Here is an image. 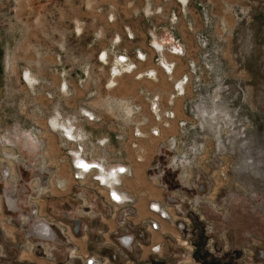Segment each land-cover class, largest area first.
Instances as JSON below:
<instances>
[{"label":"rangeland","instance_id":"374dc122","mask_svg":"<svg viewBox=\"0 0 264 264\" xmlns=\"http://www.w3.org/2000/svg\"><path fill=\"white\" fill-rule=\"evenodd\" d=\"M73 121L80 143L60 131L79 142ZM241 138L244 158L259 152L261 167L242 162ZM77 145L87 146L84 157L98 156L90 160L125 158L132 175L123 187L137 199L161 194L148 178L151 159L161 169L172 156L187 158L164 177L199 199L184 213L188 222L175 219L180 233L163 227L180 234L178 264H264V0H0V172H14L17 156L23 165L35 161L31 176L68 177ZM3 181L13 197V181ZM52 201L40 203L42 217L59 215ZM4 213L27 211L0 210V225ZM10 243L0 236V264L32 262L16 259Z\"/></svg>","mask_w":264,"mask_h":264},{"label":"built area","instance_id":"2783aa9c","mask_svg":"<svg viewBox=\"0 0 264 264\" xmlns=\"http://www.w3.org/2000/svg\"><path fill=\"white\" fill-rule=\"evenodd\" d=\"M241 128L243 129V127ZM151 134L158 135V129H151ZM135 135L138 134L135 133ZM171 138L167 139V143L171 144L169 146L173 148L176 144L174 139ZM239 140L242 162L245 164L250 162L254 165V168L261 167L260 153L256 151L254 158L251 156L244 158V155H247V149H244L247 144L244 139ZM104 142H98V146L103 145ZM79 146H76L77 152L81 151ZM97 157L94 154L92 157L86 155V158L94 159ZM102 158L105 161L114 160V155L102 156L99 157V160H102ZM175 158L172 156L170 162L166 160V164L162 165L161 169L158 168L160 165L159 159L150 160L151 164L148 169L151 171L155 168L156 172L153 174L150 172L148 178L157 182L161 194L159 197H148L146 205L148 214L142 219L135 220L137 212L134 204L137 202V196L123 187L122 177L130 176L132 173L126 164L121 163L112 166L114 175L118 176L119 179L117 183L113 179V174L106 177L103 173H98L96 171L97 166L92 163L82 166L78 162L70 161L69 177L71 182H65L63 178L57 177L52 179L50 175L48 177V175L43 174L33 175L27 180L29 191L21 201L20 206L9 207L6 205L7 209H17L16 212L27 211V213L23 217H15L4 213L0 225V236L2 240L7 237L11 242L10 244L15 248L16 259L32 261L31 263L28 261L29 264H150L149 259L151 257L154 264L155 261H161V257L166 258L165 261L162 260L163 264H178L177 246L180 244L178 240V238H181L180 234L176 238L170 231L163 230L162 222H167L170 227H174L177 233L178 230L180 233L182 224L177 223L175 219L180 220L181 218L183 222H188V214L186 217L184 213L193 211L199 199L196 197L197 195L186 193V189H190V186L184 185V182L178 180L169 185L165 180V170L168 169L167 173L173 171L176 164L180 163H178L179 160L184 162L188 160L182 157V159ZM13 159L16 160L17 156ZM219 175L223 178L226 176L225 174ZM261 176L259 175V177ZM6 177L11 179L13 186H15L17 176L12 175L10 172L8 174L4 169L1 170L0 178L5 179ZM209 183L211 184L210 180ZM183 186L185 192L182 190ZM52 187L61 192V195L67 199L76 201V205L73 207L72 203L69 204L60 210L59 215L47 213L42 217L40 202L51 195L50 189ZM206 195L204 200L207 199L206 202L211 204L208 194ZM182 200L186 201L184 208L181 205ZM70 207L73 208L74 213H72ZM0 210L12 212L4 211L1 206ZM70 213L74 215H69ZM4 223L13 226L18 231L21 230L22 237L16 240L12 233L14 231H6L3 228ZM27 223H29L28 227L25 228ZM136 226H141L143 232L142 234L138 231V237L134 236ZM155 231L162 234L160 240H152V233ZM56 236H59L61 240L63 239V249L55 243ZM142 236L145 242H142ZM89 238L96 241L102 249L88 248ZM169 240L173 243L171 247L167 244ZM182 243L185 244L183 239ZM164 244L167 246L168 252L163 251ZM133 247L138 249L135 255L131 254ZM144 248H146V252H144ZM0 254L5 255L1 251ZM184 254L186 253L181 256H184ZM29 255L36 256L40 261L28 259ZM176 258L177 260L173 261Z\"/></svg>","mask_w":264,"mask_h":264},{"label":"crops","instance_id":"0c3cea01","mask_svg":"<svg viewBox=\"0 0 264 264\" xmlns=\"http://www.w3.org/2000/svg\"><path fill=\"white\" fill-rule=\"evenodd\" d=\"M105 56H106V54L104 53V57H103V59L105 58ZM123 57V56H122ZM105 60V59H104ZM165 61L166 63H169V61L167 60V59H163L162 58V60L161 61ZM116 63H118V61L116 60L115 61ZM120 63V62H119ZM120 65L122 66V68L124 67V66H126V68H127V72H132L134 69H133V67L132 68H130L129 66H128V64L127 63H120ZM125 68V69H126ZM118 69V67L117 68H114L113 70H117ZM132 69V70H131ZM27 73V71H25V74ZM121 74V73H120ZM27 75V74H26ZM115 76H118L117 74H114ZM115 79V78H114ZM114 79H112L111 78V80L109 81V85H111L112 84V81L114 80ZM64 82V81H63ZM66 84V83H65ZM159 113V112H158ZM158 113H157V115H158ZM87 114L89 115H91L92 116V114L91 113H89V112H87ZM73 124H72V126L75 128V126H74V124H75V121H73L72 122ZM77 129V131L79 132V131H81V129L80 128H75L74 129V131L72 130V132H74L75 134H78V132H75V130ZM82 132V131H81ZM84 134V133H83ZM83 137H84V135H83ZM79 142L81 141V139H82V135H79ZM97 144H98V142H97ZM87 149V146L86 147H84L83 146V149H82V146H81V151H79L80 153H84L86 150H84V149ZM78 151V150H77ZM79 155V154H78ZM72 156V155H71ZM96 156V155H95ZM36 157V156H35ZM83 158H84V156H83ZM36 159V158H35ZM85 159H87V160H89V161H92V160H90V159H88V158H85ZM121 158H117V157H115L114 156V160H109V161H105L106 162V164L107 165H110V166H114L115 164H121V163H126V165L128 166V167H130V164H129V162H127L126 160H125V158L124 159H121ZM10 160V159H9ZM37 160V159H36ZM69 160L71 161V157H69ZM74 161V160H73ZM11 162L13 163V165H14V169H15V171L14 172H11L10 171V173L12 174V175H15V176H17V181H16V183H15V186H14V188L12 189L13 191H14V193H11V196H13V197H9V196H7V194L9 193V191H8V188H10V187H8L9 186V184L6 186V182H4L3 180L4 179H1L0 178V191H1V189H3V191H1V193H0V201H1V203H0V206L3 208V210L4 211H12V212H16L17 211V209H7V206H11V207H15V206H20V204H21V201H23V199H24V197H25V195H26V193L29 191V189H28V186H27V184H29V182L27 183V180L30 178V177H32L31 175H32V173H30V171L31 170H33L34 168V166H33V164H34V162L35 161H33L32 162V164H30L29 162H28V160L27 159H25L24 160V162L26 163V165H23L22 163H20V162H13V160H11ZM94 163H97V162H95V161H93ZM32 166V167H31ZM131 168V167H130ZM13 169V170H14ZM106 169V168H105ZM111 171H113V170H111ZM33 172V171H32ZM24 174L25 175H27L26 177L24 176ZM131 175H132V173H131ZM105 176V175H104ZM128 177V176H127ZM69 176L68 177H64L63 179H64V181L65 182H69ZM113 179H115V181H117V183H118V176H116V175H114L113 176ZM122 180H124V176H123V178H122ZM12 184V183H11ZM126 190H128V191H133V190H131V189H129V188H127V187H124ZM51 190V195L50 196H47V197H45V199H44V201L43 202H40V203H42V204H46V203H48L49 205H53L54 203H53V201H52V198L53 197H55V199L56 200H58L59 201V203H58V207H59V209L61 210V209H64L65 207H67L69 204H71L70 202H68V201H66V198L63 196V195H61V192H59V191H52V189H50ZM134 192H136V191H134ZM148 197L149 196H139L138 197V199H137V202H136V204H137V215H136V217H135V220H139V219H142L145 215H147L148 214V210H147V200H148ZM7 205V206H6ZM48 205V206H49ZM57 205H55V207H56ZM24 210H26V209H24ZM164 224H166L165 222H162V227H164V226H166V225H164ZM168 226V225H167ZM169 227V226H168ZM11 227H7V230L9 231V230H11L10 229ZM171 230H173V229H170V227H169V229H168V231H170L171 232ZM173 233V232H172ZM152 237H154L156 240H160L161 239V237H162V234L159 232V231H155V232H153L152 233ZM92 240V241H91ZM90 241L92 242V245L89 247V245L87 246L88 248H90V249H102V248H100L99 246H98V244L91 238L90 239ZM144 250V252L146 251V248H144L143 249ZM29 258L31 259V260H35V261H37V260H39L36 256H34V255H29Z\"/></svg>","mask_w":264,"mask_h":264},{"label":"bare ground","instance_id":"6f19581e","mask_svg":"<svg viewBox=\"0 0 264 264\" xmlns=\"http://www.w3.org/2000/svg\"><path fill=\"white\" fill-rule=\"evenodd\" d=\"M103 57H104V55H103ZM102 57V58H103ZM106 57V56H105ZM105 59V58H104ZM168 60V59H167ZM119 61V60H118ZM166 66H168V63H166L164 60L162 61ZM121 63V62H120ZM127 66V65H126ZM128 68V67H127ZM126 68V69H127ZM125 69V70H126ZM119 68L117 69V70H114V73H119ZM129 111V110H128ZM131 113V112H130ZM86 116V115H85ZM88 116H91L90 114L88 115ZM88 119H89V117H88ZM96 121V120H95ZM52 127H53V129H55V123H53L52 122V125H51ZM57 127V126H56ZM59 127V126H58ZM65 130V131H64ZM64 130H62V129H60V131L63 133V136H64V138H65V140H69V143L70 142H74V143H80V142H77L76 140H75V138L73 139L72 137H71V135L68 133V131H67V129L65 128ZM64 132H66V133H64ZM140 133V132H139ZM78 139H79V137H78V134H77V136H76ZM67 138V139H66ZM68 143V144H69ZM73 143V144H74ZM77 148V147H76ZM70 149V148H69ZM76 150H78V149H76ZM70 153L71 154H73V153H78L77 151H75V152H71V150H70ZM79 155H77V156H75L74 158H73V160L75 161V162H78V164H80V165H82V166H86V164H88L87 162H85L84 160H85V158L86 157H84V158H82L81 159V156H82V154H80V152L78 153ZM102 160L103 161H105V159L104 158H102ZM14 161H16L15 159H14ZM13 161V162H14ZM17 162V161H16ZM98 163H92V161H91V163L93 164V165H96L97 166V168H96V171L98 172V173H106L105 171H104V169H102L103 167H102V164H101V161H97ZM139 162V161H138ZM25 163V162H24ZM25 165H26V163H25ZM111 169V168H110ZM113 170V169H112ZM111 174H113L114 175V172L113 171H111L110 172V174H105V176L106 177H108L107 175H111ZM189 177V176H188ZM123 178V177H122ZM124 181V180H123ZM124 183V182H123ZM198 207V206H197ZM162 229H163V227H162Z\"/></svg>","mask_w":264,"mask_h":264},{"label":"flooded vegetation","instance_id":"af4514ba","mask_svg":"<svg viewBox=\"0 0 264 264\" xmlns=\"http://www.w3.org/2000/svg\"><path fill=\"white\" fill-rule=\"evenodd\" d=\"M91 118H93V116H92ZM72 129H74V128L72 127ZM83 143H84V142H83ZM30 148H31V147H30ZM35 148H36V147H35ZM82 148H83V146H82ZM32 151L34 152V151H36V149H32L30 152H32ZM80 154H82V153H80ZM75 155L77 156L78 154L76 153ZM74 157H75V156H72V158H74ZM81 157H83V155H82ZM85 160L88 161V162H90V161L87 160V159H85ZM17 161H18V160H17ZM86 161H85V162H86ZM92 161H95V160H92ZM98 161H99V160H98ZM102 161H103V160H102ZM18 162H19V161H18ZM95 162H97V161H95ZM97 163H98V162H97ZM101 164H102V167H103L102 169H104V171L106 172V173H104V175L107 174V173L110 174V172H111V170H112L113 167L110 166V165H107L106 162H104V161L101 162ZM35 166H36V164H35ZM105 168H106V169H105ZM110 168H111V169H110ZM6 172H7V171H6ZM9 172H10V171H8L7 173L9 174Z\"/></svg>","mask_w":264,"mask_h":264}]
</instances>
